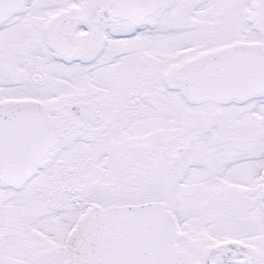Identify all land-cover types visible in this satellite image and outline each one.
<instances>
[{"label": "snow or ice", "instance_id": "6c2138e0", "mask_svg": "<svg viewBox=\"0 0 264 264\" xmlns=\"http://www.w3.org/2000/svg\"><path fill=\"white\" fill-rule=\"evenodd\" d=\"M0 264H264V0H0Z\"/></svg>", "mask_w": 264, "mask_h": 264}]
</instances>
